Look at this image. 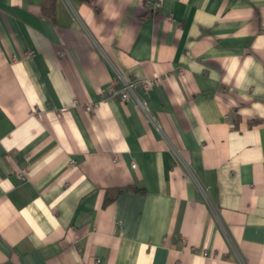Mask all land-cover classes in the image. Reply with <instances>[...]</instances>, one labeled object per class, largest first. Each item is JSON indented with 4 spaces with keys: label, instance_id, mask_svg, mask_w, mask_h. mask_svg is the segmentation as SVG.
Segmentation results:
<instances>
[{
    "label": "crops",
    "instance_id": "crops-1",
    "mask_svg": "<svg viewBox=\"0 0 264 264\" xmlns=\"http://www.w3.org/2000/svg\"><path fill=\"white\" fill-rule=\"evenodd\" d=\"M0 264H264V0H0Z\"/></svg>",
    "mask_w": 264,
    "mask_h": 264
},
{
    "label": "built area",
    "instance_id": "built-area-1",
    "mask_svg": "<svg viewBox=\"0 0 264 264\" xmlns=\"http://www.w3.org/2000/svg\"><path fill=\"white\" fill-rule=\"evenodd\" d=\"M160 6V3H157L155 8H158ZM32 52L29 53L31 55ZM160 83V78H149V79H143L141 81H123L122 85L119 89L114 88V86H110L105 91H103V97L105 99L110 98H119L122 102H128L129 100H134L139 106L142 108L145 107V101L141 99L137 95V88L140 87L144 90L145 93H148V91L154 87L155 85H158ZM136 165L133 164V167Z\"/></svg>",
    "mask_w": 264,
    "mask_h": 264
},
{
    "label": "trees",
    "instance_id": "trees-1",
    "mask_svg": "<svg viewBox=\"0 0 264 264\" xmlns=\"http://www.w3.org/2000/svg\"><path fill=\"white\" fill-rule=\"evenodd\" d=\"M43 10L44 13L49 17H54L55 15V0H43ZM107 199V201H110Z\"/></svg>",
    "mask_w": 264,
    "mask_h": 264
}]
</instances>
